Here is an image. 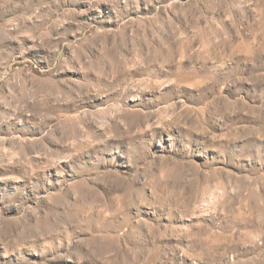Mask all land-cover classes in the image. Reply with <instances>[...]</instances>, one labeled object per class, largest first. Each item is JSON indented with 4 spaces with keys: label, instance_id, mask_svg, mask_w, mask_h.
<instances>
[{
    "label": "rangeland",
    "instance_id": "obj_1",
    "mask_svg": "<svg viewBox=\"0 0 264 264\" xmlns=\"http://www.w3.org/2000/svg\"><path fill=\"white\" fill-rule=\"evenodd\" d=\"M0 264H264V0H0Z\"/></svg>",
    "mask_w": 264,
    "mask_h": 264
}]
</instances>
